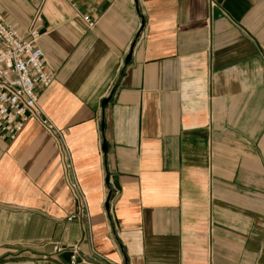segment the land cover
Segmentation results:
<instances>
[{"label":"crops","instance_id":"0c3cea01","mask_svg":"<svg viewBox=\"0 0 264 264\" xmlns=\"http://www.w3.org/2000/svg\"><path fill=\"white\" fill-rule=\"evenodd\" d=\"M36 13L69 166L0 135V264H264V0H0Z\"/></svg>","mask_w":264,"mask_h":264},{"label":"built area","instance_id":"2783aa9c","mask_svg":"<svg viewBox=\"0 0 264 264\" xmlns=\"http://www.w3.org/2000/svg\"><path fill=\"white\" fill-rule=\"evenodd\" d=\"M83 22L93 27L87 17ZM41 16L36 14L25 35L7 27L0 18V135L14 140L24 129L27 122L36 121L46 132L55 136L61 151V163L66 170L69 166V153L61 133L44 115L39 105V94L47 90L53 75L47 67L45 56L37 46L40 37ZM74 193L75 185H71ZM78 213L85 214V202L82 196L75 194ZM70 260L79 254L78 245L69 249ZM63 249L56 246L55 253Z\"/></svg>","mask_w":264,"mask_h":264},{"label":"water","instance_id":"95a60500","mask_svg":"<svg viewBox=\"0 0 264 264\" xmlns=\"http://www.w3.org/2000/svg\"><path fill=\"white\" fill-rule=\"evenodd\" d=\"M129 59H130V56H128V57L126 58L125 63H128ZM107 102H108V100H104V101L102 102V104H101V108H104L105 105L107 104ZM105 151H106V145L103 144V145H102V152L105 153ZM108 199H109V197H108ZM108 199H107V201H108ZM107 205H108V204L106 203V206H105L106 208H107Z\"/></svg>","mask_w":264,"mask_h":264},{"label":"rangeland","instance_id":"374dc122","mask_svg":"<svg viewBox=\"0 0 264 264\" xmlns=\"http://www.w3.org/2000/svg\"><path fill=\"white\" fill-rule=\"evenodd\" d=\"M36 14H39V13H36ZM36 14H35V15H36ZM35 15H34V16H35ZM33 18H34V17H33ZM33 18L30 20V23L32 22ZM17 22L21 24V20H17ZM28 25H30V24H28ZM27 27H28V26H27Z\"/></svg>","mask_w":264,"mask_h":264}]
</instances>
